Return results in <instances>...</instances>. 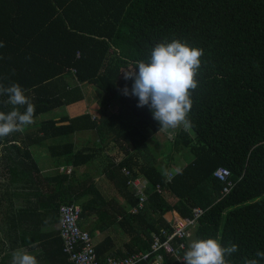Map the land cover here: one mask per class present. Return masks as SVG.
Returning a JSON list of instances; mask_svg holds the SVG:
<instances>
[{
	"label": "trees",
	"instance_id": "1",
	"mask_svg": "<svg viewBox=\"0 0 264 264\" xmlns=\"http://www.w3.org/2000/svg\"><path fill=\"white\" fill-rule=\"evenodd\" d=\"M173 39L204 54L191 93L192 126L173 130L155 152L149 140L164 130L148 106H137L138 97L130 94L133 80H125L124 71L147 62L157 43ZM0 43V84L26 89L34 118L81 102V84L93 83L100 92L92 111L81 104L0 140L6 186L0 191V229L16 228L21 247L40 245L41 256L65 255L58 228L50 239H40L41 226L58 222L60 203L74 201L91 235L102 232L94 240L101 261L107 254L147 250L150 232L169 225L164 212L188 215L197 205L204 211L191 241L219 234L222 245H238L231 264L264 251V0H0ZM6 99L0 96V111L12 109ZM84 132L92 144L77 150L72 137ZM109 142L123 158L101 171H114L119 199L105 197L87 172L65 171L91 164ZM177 154L182 165L173 170ZM45 159L58 172L54 178L42 172ZM218 167L230 172L228 192L213 177ZM124 169L147 183L136 212L128 210L138 195ZM112 226L129 233L124 250H113L105 233ZM161 254L165 264H179Z\"/></svg>",
	"mask_w": 264,
	"mask_h": 264
},
{
	"label": "clouds",
	"instance_id": "2",
	"mask_svg": "<svg viewBox=\"0 0 264 264\" xmlns=\"http://www.w3.org/2000/svg\"><path fill=\"white\" fill-rule=\"evenodd\" d=\"M0 47H3L2 43ZM203 54V49L173 39L157 43L147 62L137 61L134 67L124 71V79L133 80L130 94L138 97L137 106L150 108L160 130H175L181 126L187 130L192 126L188 119L192 108L191 93L198 87ZM122 91L129 95L127 86ZM26 92L18 83L7 87L0 84V96L7 97L3 103L12 105L10 111H0V140L24 132L34 122L35 105ZM221 241L219 234L215 238L191 241L184 253L183 264H231L228 258L239 250L238 245L224 246ZM11 256V264H40L36 255L23 248H17ZM255 257L245 259L243 264H260V260H264V251H257Z\"/></svg>",
	"mask_w": 264,
	"mask_h": 264
},
{
	"label": "built area",
	"instance_id": "3",
	"mask_svg": "<svg viewBox=\"0 0 264 264\" xmlns=\"http://www.w3.org/2000/svg\"><path fill=\"white\" fill-rule=\"evenodd\" d=\"M67 171L70 170L67 169ZM122 171L128 176L127 183L136 189L138 202L129 208L130 212H136L146 199L147 191L143 189L145 180L138 175L130 176L129 170ZM229 175V170L224 167H218L213 171L214 179L222 183V193L228 192L231 186ZM155 190H160L158 184L155 185ZM203 211L204 207L197 205L193 207L192 214H178L174 219H166L169 224L167 228L160 227L157 231L150 232L147 250H137L126 256L107 254L103 261L97 255L93 236L79 223L80 204L74 201L60 203L57 228L68 264H140L143 261L147 264H165L161 258V252L173 257L179 264H183L184 253L187 251L198 218Z\"/></svg>",
	"mask_w": 264,
	"mask_h": 264
},
{
	"label": "crops",
	"instance_id": "4",
	"mask_svg": "<svg viewBox=\"0 0 264 264\" xmlns=\"http://www.w3.org/2000/svg\"><path fill=\"white\" fill-rule=\"evenodd\" d=\"M88 83H90V82H88ZM82 85L83 84H81V93H82V100H83L84 99V93H85L84 91H85V89H82ZM82 100H81V103H82ZM82 105H84V102L82 103ZM85 106L86 105H84V108H85ZM92 108L89 109V111H92ZM57 110L58 109H55L53 111L48 112L47 114L52 113V112L55 113V112H57ZM60 110L61 109H59V111ZM86 111H88V110H86ZM75 134H77V137L73 136L72 139H73L75 148H77V150H80V148H83L88 142H90V141H88V135L85 136L84 138H82V136H83V135H81L82 133H80V134L79 133H75ZM97 141H98V139H97ZM109 145L108 144L104 145L105 148L103 146V147L100 148L99 151L96 152V157L93 159L91 164L82 165V166H78V167L67 166L66 170H65L66 174L68 173L67 169H69L70 172H71V170H74L75 173H77V174H81L83 172H87L89 175H92V176L95 177V179H94L95 183H96L97 187L99 188V190L102 193L103 192H108V191L113 193V189H111L113 187H110V188L106 187V189L104 190L103 188H100L98 181L100 180L99 177L105 176L107 178V181L115 182L114 184L117 186L115 173H114V171L112 169H107L106 171H101L103 169V167H106L108 164H110V162L117 163V162H115L116 160L114 158H109V160L106 161L105 164L103 163V166H101V167H97V166L94 165L95 163L100 162L101 160L103 161L104 154L106 153L107 147ZM117 150H118V147H117ZM106 159L107 158L105 157V160ZM54 169L55 168H53L49 164L48 160L45 159L44 162H43V165H42V172L46 173L47 175L50 172L51 177L53 176L52 178H54L58 174V172H55ZM63 171H64L63 167L59 169L60 175H62ZM138 176H139V178H142L140 175H138ZM144 184L147 186L146 181H145ZM131 187H132L134 193L137 195L136 189L132 185H131ZM103 195H104V193H103ZM119 195H120V193H119ZM112 197H115L116 199H119V197L117 195H113ZM177 215L178 214H176L175 216H177ZM80 223L83 225V223L81 221H80ZM84 225H83V227H84ZM113 227L114 226H112L110 228H113ZM85 228H87V225H85ZM56 229H57V221H51V222L42 223L41 231L44 232L45 235H43L40 239H45V238L50 239L49 238L50 233H52ZM113 229H115V228H113ZM100 235H102V232H100L97 229L95 231V235L93 236L94 240H96L98 237H100ZM20 239L21 238H20L18 230L16 228L11 227L10 233L8 231H6L5 229H3V228L0 229V264H6V262H8V261L11 262L12 261L11 253L14 250H16L17 248H23L26 251H28L29 253L36 255V257L39 260L40 264H66L67 263L66 255H63L62 253H60V255L58 256L57 254L55 255L52 252H50L49 255L41 256L40 253L43 250L40 247V245H37L34 250H30L29 246L21 247L20 246ZM113 247H114V245H113ZM48 248H49V246H48ZM114 248H116V247H114ZM116 249H121V248H116ZM113 250H115V249H113ZM35 252H37V254H39L40 256L37 255Z\"/></svg>",
	"mask_w": 264,
	"mask_h": 264
},
{
	"label": "rangeland",
	"instance_id": "5",
	"mask_svg": "<svg viewBox=\"0 0 264 264\" xmlns=\"http://www.w3.org/2000/svg\"><path fill=\"white\" fill-rule=\"evenodd\" d=\"M82 89H85V91H84L85 92L84 93V99L82 100V103L84 102V105H86L85 106V110L89 111V109H91L93 107V105H95L98 102V100L100 98V96H99L100 92H98L99 91V90H97L98 87L95 84H93V83H91V84L90 83L83 84L82 85ZM82 103L78 102L74 106H66V107L64 106V108H63L64 110L61 113L59 112V110H57V112H55V113L52 112V113L45 114V115L39 116L37 118H34V122L37 121V120H40V119H44V118L53 116V115H60L62 113H67L68 114L71 109L79 108V106H81ZM109 110H113V106L112 105L109 108ZM30 130H32V128L28 129V131H30ZM173 132H174L173 129H169V130H166V131L165 130L162 131V134H156V133L152 134L154 140L153 141L149 140V143L156 147L155 148V152H159V150H161V148H163V146L165 145L164 141H166L167 138L173 137V135H174ZM87 134H88L87 132L82 133L81 134V135H83L82 138L87 136ZM74 136L77 137V134H74ZM91 138H92L93 141L97 140L96 134L94 132H92ZM155 142H157V145H155ZM108 145L109 146L107 147L106 153L104 154L103 161L101 160L100 162L95 163L94 164L95 166H97V167L103 166V163L105 164L106 161L109 160V158H114L116 160L115 162H119V160L121 158H123L122 152L117 150V147H114L112 142H109ZM104 148H105V146H104ZM105 157L107 158L106 160H105ZM180 161H182L180 156L178 154L175 155V159H174V162H173V166H174L173 170H176V168L177 169L181 168L182 162L180 163ZM94 179H95V177H94ZM99 179L100 180L98 181V183H99L100 188H103L105 190L106 187H108V188L113 187V188H111V189H113V193L110 192V191L103 192L105 197L109 198V197H112L113 195H117L120 198V195H119V192H118V186H116L114 184L115 182L107 181V178L105 176H101V177H99ZM4 183H5V177L4 176H0V191H1V188L2 189L3 188L6 189V186L5 187L3 186ZM214 186L215 187L217 186L216 183H214ZM146 188H147V186L144 185L143 189L146 190ZM166 198H168L170 201L176 200V197H173V196L172 197L168 196ZM168 213H169L168 211L164 212V215L167 217V219L168 218L169 219H174L175 218L174 215H170ZM113 228H115V229H113ZM113 228H109V229L105 230L106 231L105 233L111 235L114 247L121 248V250H124V241L129 239V237H130L129 233H127L126 231H124L121 228H117L116 226L113 227ZM105 233H103V235ZM102 237L103 236L98 237L96 240H99ZM114 247H113V249H116Z\"/></svg>",
	"mask_w": 264,
	"mask_h": 264
}]
</instances>
